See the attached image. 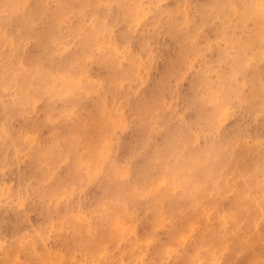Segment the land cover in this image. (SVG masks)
<instances>
[{"label": "clouds", "instance_id": "clouds-1", "mask_svg": "<svg viewBox=\"0 0 264 264\" xmlns=\"http://www.w3.org/2000/svg\"><path fill=\"white\" fill-rule=\"evenodd\" d=\"M0 264H264V0H0Z\"/></svg>", "mask_w": 264, "mask_h": 264}]
</instances>
